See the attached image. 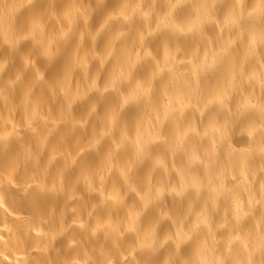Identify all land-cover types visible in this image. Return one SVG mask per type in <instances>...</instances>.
I'll return each mask as SVG.
<instances>
[{"label":"bare ground","instance_id":"bare-ground-1","mask_svg":"<svg viewBox=\"0 0 264 264\" xmlns=\"http://www.w3.org/2000/svg\"><path fill=\"white\" fill-rule=\"evenodd\" d=\"M0 264H264V0H0Z\"/></svg>","mask_w":264,"mask_h":264}]
</instances>
